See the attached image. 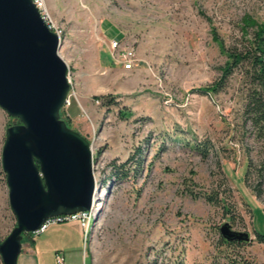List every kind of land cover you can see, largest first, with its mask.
I'll use <instances>...</instances> for the list:
<instances>
[{
    "label": "rangeland",
    "instance_id": "obj_1",
    "mask_svg": "<svg viewBox=\"0 0 264 264\" xmlns=\"http://www.w3.org/2000/svg\"><path fill=\"white\" fill-rule=\"evenodd\" d=\"M46 3L74 85L62 113L92 145L97 191L88 234L76 222L24 234L18 264H57L58 253L65 264H264V141L244 109L247 81L236 69L221 91H201L222 77L221 43L248 48L244 20L264 22V0ZM112 40L135 52L132 71L113 60ZM17 122L0 107L1 240L16 226L1 155ZM226 224L251 240L225 243Z\"/></svg>",
    "mask_w": 264,
    "mask_h": 264
},
{
    "label": "water",
    "instance_id": "obj_2",
    "mask_svg": "<svg viewBox=\"0 0 264 264\" xmlns=\"http://www.w3.org/2000/svg\"><path fill=\"white\" fill-rule=\"evenodd\" d=\"M58 35L33 0H0V107L19 120L6 131L2 167L16 226L0 238L3 264H18L24 234L53 217L88 212L97 184L92 145L61 112L71 89ZM227 241L249 242L229 224Z\"/></svg>",
    "mask_w": 264,
    "mask_h": 264
},
{
    "label": "trees",
    "instance_id": "obj_3",
    "mask_svg": "<svg viewBox=\"0 0 264 264\" xmlns=\"http://www.w3.org/2000/svg\"><path fill=\"white\" fill-rule=\"evenodd\" d=\"M245 28L244 31L247 32L248 28H254V36L249 41L248 48L244 51H231L227 50L225 46L221 43V49L228 56V62L222 69V77L214 85L203 88L201 91L205 94H216L221 91L224 87L226 80L233 74V71L240 69L243 71V76L246 79L248 86L246 101L244 105L245 112L249 115V120L256 129L257 137L264 141V22L255 21L252 18H246L244 20ZM104 105L111 107L114 102L108 100V97L103 96ZM62 118L67 123L68 127L71 128V119H66L61 112ZM19 123V120L16 124ZM194 148L199 152L202 157H207L209 152V147L206 144H195ZM2 157V155H1ZM264 169V167H263ZM251 172L247 171L245 181L249 184V177ZM260 179H264V170H259L257 172ZM255 195L257 198L261 199L262 192L256 191ZM208 200L212 203L218 200V198L213 199L208 197ZM30 234V233H29ZM256 239L259 243L264 244V236L257 234L255 232ZM224 242L227 244H242V242L237 241H227L223 238Z\"/></svg>",
    "mask_w": 264,
    "mask_h": 264
},
{
    "label": "built area",
    "instance_id": "obj_4",
    "mask_svg": "<svg viewBox=\"0 0 264 264\" xmlns=\"http://www.w3.org/2000/svg\"><path fill=\"white\" fill-rule=\"evenodd\" d=\"M33 2L38 8L41 17L45 21L48 28L54 33H56L60 41L63 43V36H64L63 31L60 30L55 25V22L52 19L49 9L47 7L46 0H33ZM111 44L113 51L112 54L113 60L118 64H122V67L125 71L127 72L132 71L137 61L135 52L130 48H125V47L123 48L121 42L118 40H112ZM68 81L71 86V89L67 95L62 111H66L71 108V106L73 105V97L75 96L74 85L70 73H68ZM93 209L94 208H92V210L88 212H81L73 215H61L58 217H53L51 219H48L38 231L31 234H33L34 236H39L45 233L52 226H58L68 223H75V222L79 223L81 227L86 231V234H88L90 224L92 221ZM56 261L57 264H65V257L63 256V254L61 253L56 254Z\"/></svg>",
    "mask_w": 264,
    "mask_h": 264
},
{
    "label": "crops",
    "instance_id": "obj_5",
    "mask_svg": "<svg viewBox=\"0 0 264 264\" xmlns=\"http://www.w3.org/2000/svg\"><path fill=\"white\" fill-rule=\"evenodd\" d=\"M73 106V105H72ZM71 106V107H72ZM70 112H71V108H70ZM23 249V248H22ZM32 256L34 255L33 254V251H32ZM29 261L31 262V264H39V261L37 260V258L35 257V256H33V257H30V259H29Z\"/></svg>",
    "mask_w": 264,
    "mask_h": 264
},
{
    "label": "bare ground",
    "instance_id": "obj_6",
    "mask_svg": "<svg viewBox=\"0 0 264 264\" xmlns=\"http://www.w3.org/2000/svg\"><path fill=\"white\" fill-rule=\"evenodd\" d=\"M95 174V173H94Z\"/></svg>",
    "mask_w": 264,
    "mask_h": 264
}]
</instances>
